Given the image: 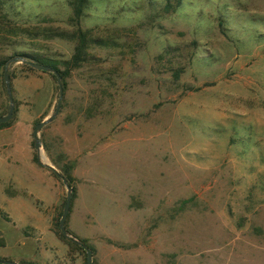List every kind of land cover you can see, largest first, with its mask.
<instances>
[{"label":"rangeland","instance_id":"374dc122","mask_svg":"<svg viewBox=\"0 0 264 264\" xmlns=\"http://www.w3.org/2000/svg\"><path fill=\"white\" fill-rule=\"evenodd\" d=\"M70 1L0 0V115L3 68L15 58L0 200L30 216L31 200L43 192L48 205L59 186L51 229L66 253L55 264H85V251L56 228L66 188L38 159L59 172L123 136L156 172V214H141L136 229L132 217L120 226L103 216L102 229L81 238L91 264H264V0H88L77 19ZM30 57L66 71L58 113L36 131L39 153L31 133L52 113L57 84L16 59ZM6 214L0 205V260L34 259L31 230Z\"/></svg>","mask_w":264,"mask_h":264},{"label":"crops","instance_id":"0c3cea01","mask_svg":"<svg viewBox=\"0 0 264 264\" xmlns=\"http://www.w3.org/2000/svg\"><path fill=\"white\" fill-rule=\"evenodd\" d=\"M117 136L119 138L120 135ZM124 138L121 136L120 139L103 143V156L93 157V150L76 157L72 169L74 195L64 221L65 230L69 234L85 238L95 228L100 231L103 225L102 217L106 214H109L108 219H117L120 226H125L127 218L132 217L128 225L133 229L140 227L141 214H156L154 209L158 185L156 172L143 168L140 162L142 148L126 146ZM101 160L104 171H102L104 190L95 186L96 180L93 178L96 177L93 165ZM59 191L58 186L49 196L46 202L48 205H43V200L47 199L43 192L39 197H34L31 200L33 208L30 216L23 211L21 214H11L7 209V198L4 200L2 197L0 200V205L7 212V223L14 226L18 219L23 220L19 227L29 228L36 243L37 255L34 259L18 257L13 261L55 264L62 256H65V246L51 229V220L59 205ZM102 195H104L105 203H102L103 207L97 208L96 202H103ZM90 215L96 220V224L87 222L86 217ZM25 216H29V220L25 221Z\"/></svg>","mask_w":264,"mask_h":264},{"label":"water","instance_id":"95a60500","mask_svg":"<svg viewBox=\"0 0 264 264\" xmlns=\"http://www.w3.org/2000/svg\"><path fill=\"white\" fill-rule=\"evenodd\" d=\"M16 59L27 63L29 66H31V67H33L35 69L52 73L54 75V77H55L56 84H57V99H56V102H55V105H54L52 113L50 115H48L44 120L36 123L33 126V130H32V133H31L32 138H33V147L39 153L40 142H39V139H38V137L36 135V131L44 123L51 121L55 117V115L58 113L60 100H61V97H62V87H61V83H60V75L58 74V72L53 67H51L49 65L38 63V62H35V61H32V60H26L24 58H16ZM11 61H15V58H10L5 63V66L3 68L2 78H3V82H4L5 92H6V95H7L8 107H7L6 112L4 114L0 115V123L6 122L7 120H9L11 115H12V110H13V103H12V98H11V93H10V85H9L8 74H7V64L9 62H11ZM37 156H39V155H37ZM38 162L41 165L47 167L49 170H51L56 176H58L61 179L62 183L64 184V186L66 188V195H65L64 202H63V205H62V210H61L60 216L58 218V222H57V226H58V229H59L61 235L71 239L74 242H76L85 251V254H86V262H85V264H91V260H90L91 250L86 246V244L80 243L76 239H74L70 235H68L66 233V230H65V227H64V221H65V218H66V215H67V212H68V209H69V204H70L71 191H72L71 187L67 184L65 178L62 177L57 172V170H55L51 165L43 163L39 159H38ZM0 264H20V263H17L15 261L0 260Z\"/></svg>","mask_w":264,"mask_h":264},{"label":"trees","instance_id":"16d2710c","mask_svg":"<svg viewBox=\"0 0 264 264\" xmlns=\"http://www.w3.org/2000/svg\"><path fill=\"white\" fill-rule=\"evenodd\" d=\"M88 0H72L70 1V5L72 6V9H73V14L75 16V18L77 19L81 12H82V8L85 6V4L87 3ZM169 4L166 3V7H168ZM0 17H1V14H0ZM79 32V31H78ZM58 33V32H57ZM56 35V33H55ZM78 36H81V33L78 34ZM79 41L81 42L80 43V46H82V43H83V38L80 37ZM79 49V48H78ZM21 57H24L26 58V55L25 54H20ZM30 59L32 61H35V62H38V63H42V62H39V61H36L35 59H38V58H34V57H30ZM72 59H73V63L74 64H77V62L79 60H81V57L80 55L78 54H75L72 56ZM5 62V59L1 60L0 61V66H3ZM42 64H45V63H42ZM46 65H49L51 67H53L57 72L58 74L60 75V83H61V87L63 89V86H64V82H63V77L64 75L66 74V71L65 70H60L58 67H56L54 64L50 63V64H46ZM7 122V121H6ZM6 122H3V123H0V125H4ZM33 161L37 162V159L36 158H33ZM73 166H74V162H65L64 164H62V166L60 167L59 169V174L65 178L67 184L71 187V198H70V201L74 195V186L72 184L73 182V176H72V169H73ZM58 177V176H57ZM56 228L57 227V223H56ZM66 233L69 234V232L66 230ZM72 238H75L77 239L78 242L80 243H85V240L84 239H81V238H76V236L72 235V234H69ZM60 236L63 238V236L61 235L60 233ZM65 239V238H64ZM68 242L72 243L71 239H66ZM0 244H1V240H0ZM76 245V244H75ZM77 246V245H76ZM78 247V246H77ZM20 264H34L32 262H26V261H23V262H20Z\"/></svg>","mask_w":264,"mask_h":264}]
</instances>
